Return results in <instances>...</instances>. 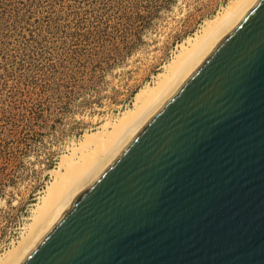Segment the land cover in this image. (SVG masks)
Returning a JSON list of instances; mask_svg holds the SVG:
<instances>
[{"label": "water", "instance_id": "water-1", "mask_svg": "<svg viewBox=\"0 0 264 264\" xmlns=\"http://www.w3.org/2000/svg\"><path fill=\"white\" fill-rule=\"evenodd\" d=\"M18 264H264V0Z\"/></svg>", "mask_w": 264, "mask_h": 264}, {"label": "rangeland", "instance_id": "rangeland-1", "mask_svg": "<svg viewBox=\"0 0 264 264\" xmlns=\"http://www.w3.org/2000/svg\"><path fill=\"white\" fill-rule=\"evenodd\" d=\"M230 1L0 0V255L66 146L131 108Z\"/></svg>", "mask_w": 264, "mask_h": 264}, {"label": "bare ground", "instance_id": "bare-ground-1", "mask_svg": "<svg viewBox=\"0 0 264 264\" xmlns=\"http://www.w3.org/2000/svg\"><path fill=\"white\" fill-rule=\"evenodd\" d=\"M257 0H231L204 20L195 34L178 43L161 71L135 92L131 108L105 118L98 128L71 141L51 180L38 196L16 241L0 255V264H18L72 204L76 196L117 157L149 118L173 95L210 51L235 27ZM103 117V116H102ZM37 198V197H36Z\"/></svg>", "mask_w": 264, "mask_h": 264}]
</instances>
